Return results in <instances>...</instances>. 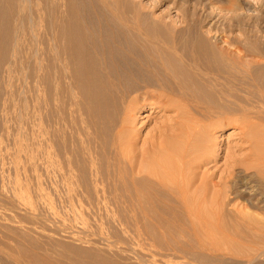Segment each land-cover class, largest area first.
<instances>
[{
	"label": "bare ground",
	"instance_id": "6f19581e",
	"mask_svg": "<svg viewBox=\"0 0 264 264\" xmlns=\"http://www.w3.org/2000/svg\"><path fill=\"white\" fill-rule=\"evenodd\" d=\"M205 3L0 0V77L10 88L23 66V93L36 88L40 171L52 169L55 190L79 206L118 211L120 233L137 245L109 241L117 258L74 264H264V0L251 24L240 0L222 4L225 18ZM228 131L233 144L222 143ZM15 241L0 256L55 264L39 241Z\"/></svg>",
	"mask_w": 264,
	"mask_h": 264
},
{
	"label": "rangeland",
	"instance_id": "374dc122",
	"mask_svg": "<svg viewBox=\"0 0 264 264\" xmlns=\"http://www.w3.org/2000/svg\"><path fill=\"white\" fill-rule=\"evenodd\" d=\"M144 2H148V3H153L155 2V0H143ZM202 2H206L205 4L207 6H214L212 8V12L215 16H217V18H225V16H229V13H226V12H222L220 11L221 6H223L222 4L223 3H226L227 0H201ZM240 2H242V7L243 8H246V10L244 11L247 16H250V19L252 18L253 20L255 19V16L258 17L259 16V9L261 8V4L259 3H256V0H240ZM225 5V4H224ZM217 6V7H215ZM219 6V7H218ZM169 8V3H163L160 7H159V10H157L156 12L157 13H161V12H164L166 10H168ZM171 8V7H170ZM164 9V10H163ZM214 10V11H213ZM220 12V13H219ZM218 13V14H217ZM258 14V15H257ZM171 15L175 18L176 16V13L175 11H172ZM254 17V18H253ZM249 23H248V21ZM249 17L247 18L246 17V23L248 24H251V22L254 23V21L251 19L250 21ZM262 21V20H261ZM259 21L258 20V25L257 27L259 29L262 28V25H264V21ZM245 23V24H246ZM260 23V24H259ZM253 24V25H255ZM256 27V30H259L258 28ZM236 32V31H235ZM236 34H239V32H237ZM34 47L33 49H35V44L34 46L33 45H30V47ZM22 65V64H21ZM21 68V69H19ZM18 68L17 71L13 72L12 74V82H11V85L12 87H4L5 84L8 86V80H7V76L6 74H3L2 77H0V84L2 87V90H1V93H0V115L2 116V118H0V221L3 222L1 223L0 222V240L3 242V243H6V245H0V247L2 249H4L6 247L8 248H14L13 246L16 245V241L15 239L16 238H20V239H27L28 241H33V243H37L38 241L40 242L38 245L41 247L40 249L42 250L45 246L46 249H48V256L50 259H52L51 261H53L52 263H54V260L57 261V264L59 262V264H71L73 262H75V260H79V261H88L90 260L91 258H94V256H111V258L115 259L119 256V253L118 251H116V248L112 247V249H107L106 248V245L109 243H112L113 245L115 246H119V247H129V246H132V247H136L137 245L135 243H131L128 241V239L126 238V236L123 234V233H120L122 232L121 229H120V225L119 224V212L118 211H115L111 208H107L106 210V207H88V206H79L78 203H75L74 200H78L77 197H75L74 199H72L73 197H67L66 198L64 197V195L62 196L60 192H58L57 190L55 189H58L57 187V180H55V173L52 169H50L52 171V174L48 171V173L45 171H40V170H44V168H42L43 165H41L42 163H40L42 161V154H41V148H40V145H39V127H38V114L35 113L36 110H34L33 108V105L35 104L34 103V96L37 95V92H35V86H33L32 82L30 83V92H27L26 93H23V90H22V86H23V69L24 67L20 66ZM23 68V69H22ZM22 70V72L20 71ZM20 76H19V75ZM4 76V78H3ZM21 77V78H20ZM17 78V79H16ZM3 82H5L4 84H2ZM16 82L18 83L17 86H16ZM22 84V85H21ZM21 85V87L19 86ZM19 87V88H18ZM7 88V89H6ZM13 88V89H12ZM6 89V90H5ZM9 89V90H8ZM18 89V90H16ZM10 91V94L8 93ZM11 91H12V94H11ZM33 92H35L33 94ZM18 94V95H17ZM27 95L28 98H32V101L29 102V108L33 109H29L28 110V113H31L29 115L30 117V120H29V117H28V114H26V111H24L23 109H25V96ZM3 96V97H2ZM11 96V99L9 98ZM14 96V97H13ZM6 97V98H5ZM8 97V98H7ZM13 97V98H12ZM37 97V96H36ZM35 97V98H36ZM5 98V99H4ZM14 99V100H13ZM18 99V100H17ZM23 99V100H22ZM4 104H3V102ZM8 101V103L6 102ZM10 102V104H9ZM19 102H20V105H19ZM6 104V106H5ZM14 105V106H13ZM23 105V106H22ZM17 106V107H16ZM3 107V108H2ZM23 108V109H22ZM21 110V111H20ZM31 110V112H29ZM19 111V112H18ZM33 112V114H32ZM17 113V114H15ZM21 113V115H20ZM4 114V115H3ZM24 114V115H23ZM37 114V115H36ZM6 115V116H5ZM18 115V116H17ZM36 117H35V116ZM0 116V117H1ZM9 116V117H8ZM17 116V117H16ZM19 117V118H18ZM23 117L24 119L21 120ZM5 120H4V119ZM18 120H16V119ZM2 121V122H1ZM19 121V122H18ZM26 121V122H25ZM30 121V122H29ZM32 121V122H31ZM8 122H10L8 124ZM18 122V123H17ZM3 123V124H2ZM15 123V124H14ZM23 126H22V124ZM13 124H14V127H13ZM26 124V125H25ZM37 124V126H36ZM21 125V126H20ZM31 125H34V129ZM4 126V127H3ZM8 126V127H7ZM30 126L32 128H30ZM2 127V128H1ZM7 127V128H6ZM12 128V129H11ZM30 128V129H29ZM7 129V130H6ZM16 129H18L16 131ZM22 129V130H21ZM24 129V130H23ZM21 130V132H20ZM37 130V131H36ZM36 131V132H35ZM229 132L224 134V137L221 138L222 140V143L223 141L227 140L226 142H230V144H233L234 141L236 140V136L233 137V135L231 136V138H227V136L229 135ZM4 133V134H3ZM37 133V134H36ZM228 134V135H227ZM6 135V136H4ZM3 136V137H1ZM16 137V138H15ZM26 138V139H25ZM226 138V139H225ZM15 139H18V140H15ZM232 139V140H231ZM3 140V141H2ZM28 140V141H27ZM8 141V142H6ZM18 141V142H17ZM20 141V142H19ZM37 143H36V142ZM28 142V143H27ZM34 142V143H33ZM225 142V143H226ZM3 143V144H2ZM20 143V144H19ZM25 145H24V144ZM224 143V144H225ZM2 144V145H1ZM5 144V145H4ZM13 144V146H11ZM8 145V147H7ZM19 145V148H16L18 147ZM22 145V146H20ZM32 145V146H31ZM37 145V146H35ZM11 146V147H9ZM15 146V148H14ZM31 149H30V147ZM224 147H226L225 145H223ZM230 146V145H228ZM227 146V148H228ZM234 145L230 146V148H232ZM5 147V148H4ZM25 147V148H24ZM37 151H36V149ZM6 150L4 152V150ZM11 151H10V150ZM18 149V150H17ZM30 149V150H29ZM9 151V152H8ZM20 151V152H19ZM11 152V153H10ZM13 152V153H12ZM21 153L20 154V157H18L19 154H16V153ZM28 152V153H27ZM36 152V153H35ZM39 152V153H37ZM30 153H33V154H30ZM4 154V155H3ZM15 154V155H14ZM23 154V155H22ZM26 154V155H25ZM17 155V156H16ZM30 155V156H29ZM32 155V157H31ZM36 155H37V158H36ZM22 156V158H21ZM24 156V157H23ZM34 156V157H33ZM39 156V157H38ZM14 157H16V159H14ZM20 158V159H18ZM31 158L32 161L30 160ZM223 158L220 159L219 161V165L222 163H224V161L222 160ZM13 160V161H12ZM16 160V161H15ZM24 160V161H23ZM35 162H34V161ZM22 161V163H21ZM39 161V162H38ZM14 162V164H13ZM17 162V163H16ZM20 164H19V163ZM32 162V163H31ZM34 162V164H33ZM38 162V163H36ZM11 163V164H10ZM25 163V164H24ZM40 163V164H39ZM23 164V165H22ZM27 164H30V165H27ZM217 164V165H218ZM3 165V167H2ZM16 165V166H15ZM19 165V166H18ZM37 165V166H36ZM220 165V166H221ZM18 166V167H17ZM25 168H24V167ZM41 166V167H40ZM14 167H16L14 169ZM28 167V168H27ZM30 167H33L32 169ZM8 168V169H7ZM35 168V170H34ZM38 171H36L37 169ZM42 168V169H41ZM24 169V170H22ZM25 169H27L25 171ZM11 170V171H10ZM4 171V172H3ZM7 171V172H6ZM28 171V172H27ZM34 171V172H33ZM10 172V173H9ZM39 172V173H38ZM7 173H8V176H7ZM27 173V174H26ZM33 173V174H31ZM46 173V174H44ZM54 173V175H53ZM41 174V175H40ZM51 174V175H50ZM2 175V176H1ZM4 175V176H3ZM12 175V177H11ZM23 175V176H22ZM40 175V176H38ZM53 175V176H52ZM27 176V177H26ZM47 178H46V177ZM53 178H52V177ZM25 177V178H24ZM50 177V178H49ZM29 178V179H27ZM46 178V179H44ZM10 179V181H9ZM23 179V180H22ZM35 179V180H34ZM38 179V180H37ZM19 180V181H18ZM46 180V181H45ZM12 181V182H11ZM16 181V182H15ZM27 181V182H26ZM34 181V182H33ZM36 181V183H35ZM40 181V183H39ZM31 182V183H30ZM43 184H42V183ZM45 182H48L47 185H45ZM16 186H15V185ZM20 184V185H19ZM41 184V185H40ZM55 184V185H53ZM5 185V186H4ZM7 185V186H6ZM11 185V186H10ZM28 185V186H27ZM32 185V186H31ZM39 185V186H38ZM45 185V186H44ZM53 185V186H52ZM13 186V187H12ZM33 187V188H32ZM35 187H38V188H35ZM40 187V188H39ZM2 188V189H1ZM9 188V189H8ZM25 188V189H24ZM47 188V190L44 192V190ZM52 191H50L49 189ZM37 189V190H36ZM42 189V190H40ZM17 190V191H16ZM29 190V191H28ZM33 190V191H32ZM40 190V191H39ZM11 193H10V192ZM15 191V192H14ZM30 191H32L30 193ZM5 192V193H4ZM37 192V193H36ZM42 192V193H41ZM54 192V193H53ZM10 193V194H9ZM26 193V194H25ZM41 193V195H40ZM48 193V194H46ZM53 193V195H52ZM60 193V194H59ZM37 194V195H36ZM42 194H46L44 196H42ZM51 196H50V195ZM54 194H58V195H54ZM24 195V196H23ZM27 195V196H26ZM30 195V196H29ZM60 195V196H59ZM13 196V197H12ZM45 196L47 198H45ZM59 196V197H58ZM66 199L65 201L61 198ZM19 197V198H18ZM21 197L23 198L21 200ZM26 197V198H24ZM28 197V198H27ZM42 197V198H41ZM44 197V198H43ZM50 197V198H49ZM55 197H58V198H55ZM13 198V199H12ZM37 198V200H36ZM53 198V199H52ZM68 198L70 199V201L68 200ZM6 199V200H5ZM12 199V200H11ZM15 199V201H14ZM50 199V200H49ZM51 199L53 201H51ZM17 200H19L20 203H16L18 202ZM24 200V201H23ZM61 200V201H60ZM76 200V201H77ZM4 201V203H3ZM25 201H29V203H25ZM48 201H49V204H48ZM51 201V202H50ZM67 201V202H66ZM74 201V202H73ZM70 202V203H69ZM72 202V203H71ZM78 202V201H77ZM64 203H68V204H65ZM74 203V204H73ZM15 204H17L15 206ZM22 204V206H21ZM36 204V205H35ZM62 204V205H61ZM75 204H77L78 206V209L75 207ZM6 205V206H5ZM33 205V207L31 206ZM51 205V206H50ZM15 206V207H14ZM23 207V209L21 207ZM30 206V207H29ZM57 206V207H56ZM73 206V207H72ZM3 207L5 209H3ZM48 207V208H46ZM51 207V208H50ZM53 207V208H52ZM68 207V208H67ZM26 208V209H24ZM74 208V209H73ZM7 209V210H6ZM32 209V210H31ZM55 209V210H54ZM62 210L59 212V210ZM69 209V210H68ZM83 209V211H81ZM86 213L85 212V210ZM5 210V211H4ZM30 210V211H29ZM74 210V211H73ZM79 210V211H78ZM110 210V211H109ZM112 210V211H111ZM22 214H21V212ZM29 211V212H28ZM90 211V212H89ZM97 211V212H96ZM6 214H5V213ZM16 212H20V213H17ZM67 212V213H66ZM80 212V213H79ZM116 214H115V213ZM83 213V214H82ZM93 214V215H92ZM8 216V217H7ZM72 216V217H71ZM76 216V217H75ZM79 216V219L78 217ZM100 216V217H99ZM13 217V218H12ZM25 217V219H24ZM71 217V218H70ZM84 217V218H83ZM90 217V218H89ZM94 217V218H93ZM98 218V220L96 218ZM28 218V219H27ZM100 218V219H99ZM67 219V220H66ZM3 220V221H2ZM6 220V221H5ZM30 220V221H29ZM40 220V221H39ZM71 220V221H69ZM77 220L79 222H77ZM90 220V221H89ZM94 220V221H93ZM106 220V221H105ZM111 220V222H110ZM118 220V221H117ZM28 221V222H27ZM35 221V222H34ZM82 221V223H81ZM86 221V223L84 222ZM109 221V222H107ZM5 222V224H4ZM16 222V223H15ZM19 222V223H18ZM20 222H23V223H20ZM25 222H27L25 224ZM37 222V224H36ZM102 222V223H101ZM116 223V225H114V223ZM8 225H7V224ZM41 223V224H40ZM56 223V224H55ZM80 223V225L78 224ZM108 223V224H107ZM113 223V224H112ZM22 224V225H21ZM31 224V225H30ZM112 224V225H111ZM6 225V226H5ZM22 227H21V226ZM25 225V226H24ZM30 225V226H29ZM42 225V226H41ZM74 227H73V226ZM92 225V226H91ZM117 228H115L114 226ZM8 226V227H7ZM17 228H15V227ZM32 226V227H31ZM64 226V227H63ZM83 226V227H82ZM19 227V229H18ZM79 227V228H78ZM105 227V228H104ZM111 227V228H110ZM114 227V228H113ZM7 228V229H6ZM13 228V229H12ZM88 228V229H87ZM5 229V230H4ZM17 231V233L15 232V230ZM22 229V230H20ZM26 230V231H25ZM120 230V231H119ZM3 231V232H2ZM91 231V232H90ZM115 233H114V232ZM118 231V233H117ZM55 232V233H54ZM83 232V233H82ZM94 232V233H93ZM98 232V233H97ZM81 233V234H80ZM89 233V234H88ZM96 233V235H94ZM112 233V234H111ZM15 234V235H14ZM29 234V235H28ZM34 234H37L36 237ZM77 234V235H76ZM88 234V235H87ZM91 234V235H90ZM27 235V236H26ZM34 235V236H33ZM73 235V236H72ZM87 236V237H86ZM101 236V237H100ZM34 239H33V238ZM39 238V239H38ZM80 241H78L79 239ZM96 240H94V239ZM120 238V239H119ZM5 240V241H4ZM37 240V242H36ZM124 240V241H123ZM127 240V241H126ZM76 241V242H75ZM89 241V243H88ZM100 241V242H99ZM68 242V243H67ZM84 242V243H83ZM93 242L95 244H93ZM105 242V244H104ZM74 243L76 244V247H78L80 250L76 249V247H73L75 246ZM92 243V247L90 246ZM8 244V245H7ZM66 246H65V245ZM68 244V246H67ZM70 244V245H69ZM73 246H72V245ZM81 244V245H80ZM89 244V245H87ZM130 244V245H129ZM132 244V245H131ZM44 247H43V246ZM97 245L99 246L97 248ZM38 246V247H39ZM60 246V247H59ZM84 246H88L87 250L84 251ZM95 246V247H93ZM264 245H260V247ZM4 247V248H3ZM16 247V246H15ZM73 247V248H71ZM102 247V248H100ZM57 248V249H56ZM64 250H63V249ZM81 248H84L82 249V252H81ZM90 248H91V251H90ZM97 251V249L99 251H101L100 253L96 251H94V249ZM97 248V249H96ZM51 249V250H50ZM53 249V250H52ZM63 251V253H66V254H61L62 251H59L61 250ZM93 249V250H92ZM5 250V249H4ZM69 250H71V252H69ZM7 251V249L5 250ZM57 251H59V255L55 256ZM84 251V252H83ZM109 251V252H108ZM116 251V252H114ZM43 252V251H42ZM55 253V255H53V253ZM69 252V253H68ZM73 252V253H72ZM74 252H75V255H74ZM77 252V254H76ZM87 253L86 255H89L90 253L93 255V257H91L92 255H89V256H85V255H82L81 253ZM103 252V253H102ZM57 253V254H58ZM89 253V254H88ZM71 257H69V255ZM79 254V256H78ZM12 255V256H11ZM17 255V254H16ZM15 254H9V255H4V256H0V264H24L25 262H20L22 261L21 257H19L17 255V258L15 259L16 257ZM65 255H68L66 257H69L67 259H65ZM51 256V257H50ZM53 256V257H52ZM59 256V257H58ZM55 257V259H54ZM58 257V259H57ZM61 257V258H60ZM73 257V258H72ZM19 258V259H18ZM20 260V261H19ZM56 261H55V264H56ZM68 261V262H67ZM72 261V262H71ZM19 262V263H18Z\"/></svg>",
	"mask_w": 264,
	"mask_h": 264
}]
</instances>
